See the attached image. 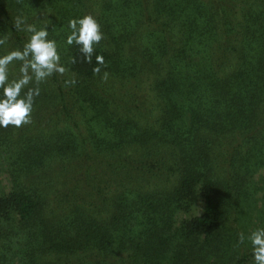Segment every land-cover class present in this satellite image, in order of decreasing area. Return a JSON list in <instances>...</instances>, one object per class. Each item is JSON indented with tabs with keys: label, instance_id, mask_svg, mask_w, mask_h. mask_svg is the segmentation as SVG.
Segmentation results:
<instances>
[{
	"label": "trees",
	"instance_id": "trees-1",
	"mask_svg": "<svg viewBox=\"0 0 264 264\" xmlns=\"http://www.w3.org/2000/svg\"><path fill=\"white\" fill-rule=\"evenodd\" d=\"M89 14L91 63L64 44ZM18 15L68 71L31 124L0 128V264H254L239 237L264 227V0H0V54L26 41Z\"/></svg>",
	"mask_w": 264,
	"mask_h": 264
},
{
	"label": "clouds",
	"instance_id": "clouds-1",
	"mask_svg": "<svg viewBox=\"0 0 264 264\" xmlns=\"http://www.w3.org/2000/svg\"><path fill=\"white\" fill-rule=\"evenodd\" d=\"M13 24L16 32L26 34V41L22 48L0 54V128L4 129L10 126L18 129L31 124L36 100L41 95L40 85L53 75L63 76L68 71L62 63L60 45L56 39L50 38L47 24L37 27L28 23L23 15H18ZM67 28L69 31L64 44L76 46L85 62L91 63L96 47L104 39L100 23L89 14L70 19ZM6 43L5 39H0V49ZM95 61L97 67L93 72L99 75L105 59L103 55H95ZM108 75L105 71L102 79L107 81ZM76 82L75 78L65 81L71 85ZM246 240L251 245L254 264H264V227H257L247 236L241 233L239 242Z\"/></svg>",
	"mask_w": 264,
	"mask_h": 264
},
{
	"label": "rangeland",
	"instance_id": "rangeland-1",
	"mask_svg": "<svg viewBox=\"0 0 264 264\" xmlns=\"http://www.w3.org/2000/svg\"><path fill=\"white\" fill-rule=\"evenodd\" d=\"M3 179H5V176L3 174ZM255 181L257 183V185L261 186V184H263L264 182V171L259 172L256 176H255ZM6 182L3 184L5 185ZM259 198L257 201L258 207H259V203H260V196H258ZM202 211V203L199 202L193 207V209L191 210V212L187 213V212H180L177 216H176V221H182L184 219H190V218H194L196 216H199V214Z\"/></svg>",
	"mask_w": 264,
	"mask_h": 264
}]
</instances>
